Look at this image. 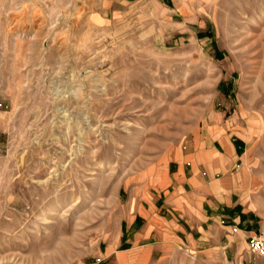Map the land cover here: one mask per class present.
<instances>
[{"label": "rangeland", "instance_id": "rangeland-1", "mask_svg": "<svg viewBox=\"0 0 264 264\" xmlns=\"http://www.w3.org/2000/svg\"><path fill=\"white\" fill-rule=\"evenodd\" d=\"M90 2L0 0V264H258L250 236L195 253L133 244L126 223L227 109L252 136L264 232V0H144L103 27Z\"/></svg>", "mask_w": 264, "mask_h": 264}, {"label": "crops", "instance_id": "crops-1", "mask_svg": "<svg viewBox=\"0 0 264 264\" xmlns=\"http://www.w3.org/2000/svg\"><path fill=\"white\" fill-rule=\"evenodd\" d=\"M141 1L91 0V22L110 25ZM253 165L252 136L227 109L210 110L198 135L140 189L126 223L128 241L155 236L195 253L222 247L237 256L260 223L249 205L256 195Z\"/></svg>", "mask_w": 264, "mask_h": 264}, {"label": "built area", "instance_id": "built-area-1", "mask_svg": "<svg viewBox=\"0 0 264 264\" xmlns=\"http://www.w3.org/2000/svg\"><path fill=\"white\" fill-rule=\"evenodd\" d=\"M248 246L258 258V264H264V232L259 231L248 239Z\"/></svg>", "mask_w": 264, "mask_h": 264}, {"label": "bare ground", "instance_id": "bare-ground-1", "mask_svg": "<svg viewBox=\"0 0 264 264\" xmlns=\"http://www.w3.org/2000/svg\"><path fill=\"white\" fill-rule=\"evenodd\" d=\"M256 118V117H255ZM51 211V210H50ZM52 212H49L48 214H45L44 216L46 217L47 215H51ZM45 217H43V219H46Z\"/></svg>", "mask_w": 264, "mask_h": 264}]
</instances>
